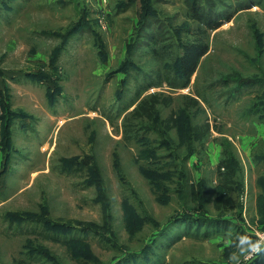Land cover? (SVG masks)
<instances>
[{
  "label": "rangeland",
  "instance_id": "1",
  "mask_svg": "<svg viewBox=\"0 0 264 264\" xmlns=\"http://www.w3.org/2000/svg\"><path fill=\"white\" fill-rule=\"evenodd\" d=\"M143 1L0 0V264H51L27 260L29 248L43 247L61 264H117L129 254L135 258L121 264H228L226 229L264 232V158H258L264 155V122L248 113L264 100V3L249 0L237 12L242 0H215L212 13L232 17L206 30L188 16L187 0H148L159 19L152 34L160 40L166 32L161 42L169 48L156 55L144 37L131 58ZM186 21L190 28L182 38L193 39L202 29L210 46L189 85L177 88L182 82L165 79L173 74L165 63L174 60L175 31ZM131 62L140 70L120 71ZM223 77L233 80L224 83ZM139 91L172 97L160 110L162 117L173 112L180 118L166 134L174 148L148 156L143 150L161 139L157 133L148 132L146 142L124 139V117ZM189 121L210 129L202 141L193 140L195 151L185 158ZM225 141L240 175L233 189L218 190L216 203L202 192L219 185L216 166ZM142 165L153 170L145 173ZM153 181L167 188L166 196ZM132 207L147 218L141 228L127 224L136 219L127 212ZM188 211L233 224L206 228L203 236L204 227L185 232L179 223L152 241L159 226ZM44 220L67 227L46 230ZM89 225L110 239L83 232ZM57 232L86 240L77 251L81 259L52 238ZM149 243L148 254L136 255Z\"/></svg>",
  "mask_w": 264,
  "mask_h": 264
},
{
  "label": "trees",
  "instance_id": "2",
  "mask_svg": "<svg viewBox=\"0 0 264 264\" xmlns=\"http://www.w3.org/2000/svg\"><path fill=\"white\" fill-rule=\"evenodd\" d=\"M189 3V12L188 16L200 23L201 27L204 26L205 29L207 28L209 30H215L221 26V22L224 18H229L228 20L231 19V15H226L224 13H221L220 15H215L217 12L214 11L212 13L211 6L215 7L217 6V3L215 0H187ZM209 1V3H208ZM247 1L249 0H242L238 3L239 7L237 8V12L244 9V7H241L244 5ZM251 2V1H250ZM264 3V0H258V3ZM208 3V4H207ZM153 4V3H152ZM148 2V0L143 1V15L141 16L139 20V26L137 31L134 33L133 41L132 44L130 45L129 49V56L131 58L134 56V52L139 46V42L141 41V38H146L147 44L151 46V51L156 54L160 55V52L167 54V49L169 48V45L164 44L163 39H165V35L167 34L166 32L164 33H159L158 36L159 38H163L160 40L156 39L157 34L154 32L152 34V30L155 31L156 29V24L158 23V15H157V9H153V5ZM221 9V8H218ZM218 9H216L218 11ZM212 14V15H211ZM213 16V17H211ZM219 16L220 20H215L214 17ZM214 19V20H213ZM158 28V27H157ZM190 25L188 21H186L181 27H178L176 29V35L177 38H175L177 45H176V54L175 58L171 63H165V66L169 67L173 74L165 76V79L168 80L169 82L171 80L175 81H180L182 84H178L179 87L172 86V87H186L189 85L190 80L192 75L196 72L200 61L204 55H206L209 51V43L208 40L206 39L205 35H202L205 33L202 29H195L193 32L195 37L193 39H188L184 40L181 36L182 31L187 30L189 31ZM77 30V28L70 29L68 30V34L74 33V31ZM158 38V39H159ZM66 39V37H65ZM67 40H65L62 45L63 48L66 45ZM161 42V43H160ZM157 43L159 44L157 46ZM134 61V60H133ZM130 69H135V70H140L139 67L134 65L132 62L131 63H125L124 66L121 67L120 71H125L129 75ZM42 78V75L39 74L37 75ZM223 82L227 83L231 79L230 77H223ZM235 80V79H234ZM163 82V81H161ZM159 83V82H158ZM149 85L144 86L143 89H148ZM239 85L238 87L234 88V92L239 91ZM142 91H139L138 96H140V93ZM120 93V92H119ZM172 102V97L169 95H164L162 92H152L150 94H147L146 96L139 97V100L137 104L134 106L130 112L125 115L124 117V124H123V133H124V139L125 140H132V139H143L144 142H146L147 138V133L148 132H155L161 138L160 140H157L155 144L150 145L146 147L143 150L144 152L148 155L151 156V153H156L157 148L161 147H167V148H174V144L172 143L171 139L166 136V134L169 132V130H172L173 128L177 127L178 122L180 121V118H178V115L176 113H171L167 117H162L161 114V108L160 106H169ZM195 103H198V99H194ZM248 113L253 115H258L260 119L264 122V100H261L259 103L254 102L252 106L248 108ZM133 121L136 123L134 124L135 126L137 125L136 133H134V129L132 127ZM189 124V129H188V143H189V148L186 152L185 158H188L193 154L195 151V147L193 144V140H198L202 141L203 137L205 136L206 132L210 129L209 127H198L197 125L193 124L192 122H187ZM209 126V125H207ZM139 127V128H138ZM223 143V144H222ZM221 144L225 146L228 144L227 141L222 142ZM156 158V157H153ZM256 158V156H255ZM259 159L264 158V155L259 156ZM259 160L257 159V162ZM239 161L235 157L233 150L230 147H227L226 149L223 150L221 158L217 164V170L220 176V181L219 185L215 188L212 189H205L204 192H202L203 199L205 200H212L216 198V203L217 198L219 197L218 190L220 189L222 193H226L230 189L234 188V183H236V178L238 175H240V165L238 164ZM142 165V171L145 173L152 171L153 169H146ZM156 171L157 172H162L161 167L156 166ZM160 176H163V173H160ZM150 179H153L151 175H148ZM170 174L167 173V177H169ZM264 182V181H263ZM154 189L156 187L158 189H162L163 195L166 196L165 192L167 191V188H165L162 184H157V181L152 182ZM194 189V187H193ZM221 194V193H220ZM259 210L264 218V199L263 202H260ZM128 213H133L136 217V219L133 221V219H127V224L129 225L130 228H141L144 226L147 218L146 216L142 215L141 213L138 212L136 207H132L131 209H127ZM197 212V211H196ZM184 224L185 225V232H189L192 229L195 230H200L202 227L205 228V232L203 236L207 235L206 228L213 227L216 231H222L223 228H226L229 226V224H233L230 218H225V217H212V216H207V215H200L195 214V211H188L185 213H181L179 215L173 216L166 224L163 226H159L156 232V235L153 238V242H157V237H165L166 235L170 234V231L175 228L176 224ZM60 224V223H59ZM43 225L45 226L46 230H49V228L57 229V230H64L65 228L62 226L67 227L64 224L58 225L54 224L53 221L51 220H44ZM239 225H235V229L238 232H244L243 229L237 227ZM244 228V227H242ZM83 232H93L96 235H100L102 237H105V234L100 233L97 229L91 227L90 225L87 226V229H83ZM209 230V229H208ZM53 234L52 238L56 241L63 240L69 248H75L76 254L78 259H81L80 254L77 251L82 250L81 246L87 245V242L84 238L82 237H66L67 235H62L61 233H51ZM175 234V233H174ZM179 236L177 234L175 237ZM106 238V237H105ZM174 238V237H173ZM107 240L110 239V237L106 238ZM112 240V239H111ZM152 243V242H151ZM149 243L147 247L141 251V253H137L136 255H141L144 256L146 253L148 254L150 251V247L152 244ZM158 245L161 246L162 244ZM27 255V260H32L35 257H40L43 258V260H46L50 262L51 264H61L59 262L58 257L53 255L52 253H49L46 251L45 247L43 249H35V248H29L28 252H26ZM130 256V257H129ZM85 258V257H83ZM135 258L132 254H129L127 257L123 258L121 261H119L117 264H121L124 260ZM87 259V258H85ZM88 260V259H87ZM256 264H264V256H261L256 259Z\"/></svg>",
  "mask_w": 264,
  "mask_h": 264
},
{
  "label": "clouds",
  "instance_id": "3",
  "mask_svg": "<svg viewBox=\"0 0 264 264\" xmlns=\"http://www.w3.org/2000/svg\"><path fill=\"white\" fill-rule=\"evenodd\" d=\"M222 241L232 249L227 257L228 264H248L264 256V232L249 234L229 227L224 231Z\"/></svg>",
  "mask_w": 264,
  "mask_h": 264
}]
</instances>
